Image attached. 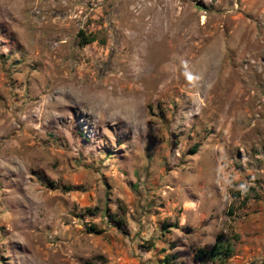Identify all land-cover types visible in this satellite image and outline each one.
<instances>
[{
  "label": "rangeland",
  "instance_id": "374dc122",
  "mask_svg": "<svg viewBox=\"0 0 264 264\" xmlns=\"http://www.w3.org/2000/svg\"><path fill=\"white\" fill-rule=\"evenodd\" d=\"M166 256L264 264V0H0V264Z\"/></svg>",
  "mask_w": 264,
  "mask_h": 264
},
{
  "label": "trees",
  "instance_id": "16d2710c",
  "mask_svg": "<svg viewBox=\"0 0 264 264\" xmlns=\"http://www.w3.org/2000/svg\"><path fill=\"white\" fill-rule=\"evenodd\" d=\"M84 34L81 33V36H83ZM84 40L83 42H81L82 45H89L94 43L96 40L95 38L91 37V38H85L83 37ZM109 217V219H111L112 221H114L115 219L112 216H106ZM89 231L91 233H97V234H101L102 232L98 231L96 229L95 226H91L89 228ZM232 255V250L229 246L225 245L223 242H221V239L218 238L215 245L210 249V250H200L197 254H196V259L199 262H205V261H209V262H216L217 260H226L228 258H230ZM175 258H170L169 256H166L163 258V260L161 261V264H175L174 262Z\"/></svg>",
  "mask_w": 264,
  "mask_h": 264
},
{
  "label": "bare ground",
  "instance_id": "6f19581e",
  "mask_svg": "<svg viewBox=\"0 0 264 264\" xmlns=\"http://www.w3.org/2000/svg\"><path fill=\"white\" fill-rule=\"evenodd\" d=\"M152 46V45H151ZM144 58H145V55H144ZM145 62V61H144ZM140 66V65H139Z\"/></svg>",
  "mask_w": 264,
  "mask_h": 264
}]
</instances>
